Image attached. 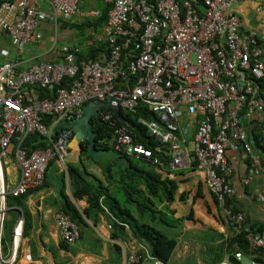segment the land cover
Masks as SVG:
<instances>
[{
	"label": "built area",
	"instance_id": "obj_1",
	"mask_svg": "<svg viewBox=\"0 0 264 264\" xmlns=\"http://www.w3.org/2000/svg\"><path fill=\"white\" fill-rule=\"evenodd\" d=\"M101 1L110 6L102 34L106 46L102 60H78L80 48L63 44L60 62H42L27 70H17L18 59L0 64V264H16L23 235L21 218L12 233L10 255L6 256L7 198H17L43 185L50 161L65 154L72 136L66 130L56 135L53 128L60 120L80 119L82 106L90 102H110L109 107L98 110V119L112 128L115 151L159 165L151 149L139 142L120 115L122 110L134 113L140 104L145 105L158 120L139 117L137 123L159 143L171 166L203 172L225 223L231 222L233 231L246 232L250 248L264 250V231L250 234L242 227L243 213L233 214L227 206V199L236 191L229 179L233 169L226 158L230 150L241 149L247 155L248 166L241 180L244 186L261 170L241 117L243 112L246 116L264 114V90L258 85L264 83L260 59L264 36L255 31L241 32L235 12L238 0H200L201 11L192 0ZM80 3L21 0L14 4L3 0L0 28L21 53L28 44L42 40L43 27H50L53 40L49 52L55 53L60 20L98 16L96 9L80 10ZM132 76L135 83L131 87L127 82ZM65 78L69 81L56 88ZM34 85L54 91L53 98H37L30 90ZM187 116L191 119L183 126ZM47 117L54 118L51 126L44 123ZM191 125L195 132L190 148H186L184 138ZM31 135L47 138L51 146L31 151L24 143ZM11 150L20 177L7 189L3 159ZM258 200L264 202V195L259 193ZM54 223L64 243L78 240L79 228L67 214L57 212ZM143 259L163 264L142 245L129 257V263L139 264Z\"/></svg>",
	"mask_w": 264,
	"mask_h": 264
},
{
	"label": "crops",
	"instance_id": "obj_2",
	"mask_svg": "<svg viewBox=\"0 0 264 264\" xmlns=\"http://www.w3.org/2000/svg\"><path fill=\"white\" fill-rule=\"evenodd\" d=\"M2 1L0 0V3ZM12 1L14 4H20L21 0ZM101 5H103L101 0H81L79 8L83 12L96 9L99 14L89 19L91 20L99 17ZM200 8L202 9L201 4ZM235 12L241 22V32L255 31L259 37L264 36V0H238ZM3 17V12L0 10V21ZM84 20L79 16L60 20L59 42L56 45L58 50L55 53L49 52V46L53 40L50 27H43L42 40L37 44H28L21 53L12 46L9 37L0 28V64L10 59H18L17 70H27L42 62H60L62 60L60 47L63 44L78 47L85 55L88 46L97 43L101 50L95 60H102L106 50L102 36L106 23L98 33L92 34L89 44L82 43L80 41L82 38L76 31L64 27L65 22L77 23ZM260 59L264 64V52ZM33 87L30 90L37 98L50 99L40 98ZM190 119L188 116L185 117L182 121L183 126H186ZM263 121L264 114L242 115L241 122L250 142H254L256 135H264ZM51 125L52 123L49 126ZM194 132V127L191 125L184 138L183 145L186 148H190ZM155 150L157 154L164 155V158L169 160L167 164H164L165 160L162 161L158 155L153 156L160 161L159 165L142 162L149 165L161 181H170L175 184L173 201L169 203V208L174 210V217L180 219L178 229L161 228L164 233L176 239L175 249L167 264H229L227 244L231 233L214 197L206 187L205 174L193 167L174 168L171 166L170 158L165 156L159 145L155 147ZM80 152L67 149L65 154L57 156L54 163L50 164L44 184L40 188L19 196L20 201L11 196L7 198L9 209L4 224V254L6 256L10 255L13 230L18 220L23 219V235L16 264H130L129 257L142 245L126 225L114 232L110 226L113 218L109 217V212H104L101 207L100 209L92 207L87 195L78 197L74 194L67 163L75 164L80 168L83 164L88 173L100 176V170L92 161L85 156L79 159ZM257 156L261 162V170L248 186H244L241 180L248 166L247 155L241 149L226 153V158L233 169L230 178L236 191L233 204L244 214L245 224L249 227L264 226V202L257 199L259 193L264 195V156L261 154ZM100 157L102 161H109L110 154H103ZM119 158L128 160L127 164L116 162L119 166L128 165L130 160L141 161L135 158L129 160L128 157L121 155L115 160ZM3 172L7 189H11L20 177V168L12 150L3 159ZM63 195L80 214L83 222L78 227L79 238L72 244H66L61 240L54 223L55 214L63 212ZM163 201L166 202L164 196ZM161 207L159 205V208ZM145 248L148 251V248ZM236 254L239 255L237 259L243 264H257L249 255ZM139 264H152V262L143 259Z\"/></svg>",
	"mask_w": 264,
	"mask_h": 264
},
{
	"label": "trees",
	"instance_id": "obj_3",
	"mask_svg": "<svg viewBox=\"0 0 264 264\" xmlns=\"http://www.w3.org/2000/svg\"><path fill=\"white\" fill-rule=\"evenodd\" d=\"M192 1L196 10L201 11L200 0ZM103 5H101L100 8L101 14L96 19L89 20V18L77 23L65 22L64 27L76 31L82 38L80 41L84 44H89L92 34L94 32L98 33L103 24L106 23L110 6ZM89 32L91 33L89 34ZM99 50H101L99 44L93 43L86 49V54L84 55L83 52H80L77 55V59H96ZM134 79L135 77L132 76L127 84L132 87L135 83ZM68 81L69 80L65 78L56 88L65 85ZM258 85L259 90L263 91L264 83L258 82ZM33 88L39 94L40 98H52L54 93V91L39 85H35ZM243 114L244 112L242 115ZM120 115L129 129L137 135L139 142L151 149L154 156L158 155L162 161L165 160L164 164H167L169 160L165 159L164 155L157 154L155 150V147L159 143L154 138L148 137L146 128L137 123L139 117L148 121H156L158 120L157 116L148 111L147 107L143 104H140L134 113H126L122 110L120 111ZM53 120L54 118L47 117L44 119V123L49 126ZM93 131L95 133V148L99 152V155L96 158L90 156L87 153L88 144L82 142L80 148L81 157L79 156V159L81 160V158L85 156L88 160L92 161L100 170V176L98 177L88 173L82 163L81 168L75 164L67 163V171L71 179V187L74 194L78 197L87 195L92 207L96 209H100L101 207V209L104 210V206L109 212V217L113 218L110 226L114 229V232L121 230L126 225L131 229L137 241L148 248L151 256L163 264H167L175 249L176 239L164 233L161 228H180V219H176L174 217V210L169 208V203L173 201V194L176 188L175 184L170 181H161L150 166L142 161L134 162L129 158L130 161L128 165L119 166L115 159L119 157V155H124L114 150L112 128L99 120H93ZM24 143L31 151L46 149L51 146L47 138H42L38 135L28 136L25 138ZM250 143L255 153L264 156V135L259 134L254 136V142L252 141ZM103 154H110L109 161L100 160V156ZM54 160L50 161L47 169L50 164L54 163ZM163 196L166 202L163 201ZM234 197L235 195L227 199V206L232 209L233 214H237L241 211L235 208L233 204ZM63 198V212L69 215L77 226L80 227L83 224L80 214L71 206L64 195ZM15 199L21 200L20 197ZM159 205L162 207L159 208ZM219 209L222 212L220 207ZM225 224L229 228V233H231L227 244L229 264H243L241 260L236 258V253L249 255L253 257L257 264H264V250L250 248L246 239V232L242 230L233 231L231 222ZM242 227H247L248 232L252 235H257L264 231V226L262 225L258 227H249L245 224V219L242 223Z\"/></svg>",
	"mask_w": 264,
	"mask_h": 264
},
{
	"label": "water",
	"instance_id": "obj_4",
	"mask_svg": "<svg viewBox=\"0 0 264 264\" xmlns=\"http://www.w3.org/2000/svg\"><path fill=\"white\" fill-rule=\"evenodd\" d=\"M110 106L107 103L90 102L82 106V117L77 120H60L53 128L54 134H59L66 130L72 134L70 142L66 145V149H71L80 152L81 143L86 142L87 153L94 158L99 154L95 148V133L93 131V120L98 121V110L106 109ZM118 114V110L115 111ZM118 164L128 163L126 158H119L116 160Z\"/></svg>",
	"mask_w": 264,
	"mask_h": 264
}]
</instances>
